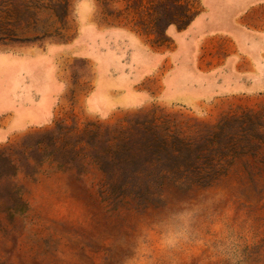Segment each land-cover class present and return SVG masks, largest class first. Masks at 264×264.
<instances>
[{
	"label": "rangeland",
	"instance_id": "1",
	"mask_svg": "<svg viewBox=\"0 0 264 264\" xmlns=\"http://www.w3.org/2000/svg\"><path fill=\"white\" fill-rule=\"evenodd\" d=\"M77 2L0 0V49L69 40ZM199 7L200 0H94L93 18L162 43L166 25H184ZM84 72V62L72 68L74 79ZM60 112L0 142V264H264V95L201 111L152 103L107 116L88 114L75 99ZM220 122L237 131L221 143L248 151L224 156L209 185L169 186L142 201L123 190L126 161L114 168L95 158L112 136L145 148L178 134L203 147ZM168 236L174 245L164 243Z\"/></svg>",
	"mask_w": 264,
	"mask_h": 264
},
{
	"label": "crops",
	"instance_id": "2",
	"mask_svg": "<svg viewBox=\"0 0 264 264\" xmlns=\"http://www.w3.org/2000/svg\"><path fill=\"white\" fill-rule=\"evenodd\" d=\"M93 13L94 0H78L69 40L0 49V142L51 122L75 99L107 116L152 103L201 111L264 95V0H200L184 25H166L162 43L106 29ZM79 62L88 72L74 79Z\"/></svg>",
	"mask_w": 264,
	"mask_h": 264
},
{
	"label": "trees",
	"instance_id": "3",
	"mask_svg": "<svg viewBox=\"0 0 264 264\" xmlns=\"http://www.w3.org/2000/svg\"><path fill=\"white\" fill-rule=\"evenodd\" d=\"M227 126L229 125L225 122L216 124L215 130L204 136L203 147L195 146L191 138L178 134L153 137L145 148L133 147L122 139L116 141V136H112L110 146L99 151L95 158L100 161L99 164L105 158L108 159L114 168L115 161H126L129 165L126 179L130 185L123 190L127 196L149 201L160 198L161 192L169 186L182 188L179 185H209L221 175V169L214 166L220 164L224 156L229 153L235 155L238 150L248 151L233 143H221L222 137L237 132H231L229 128L226 129ZM239 132L244 130L240 129ZM228 139L227 141H232V138ZM215 144L218 145L214 148Z\"/></svg>",
	"mask_w": 264,
	"mask_h": 264
},
{
	"label": "clouds",
	"instance_id": "4",
	"mask_svg": "<svg viewBox=\"0 0 264 264\" xmlns=\"http://www.w3.org/2000/svg\"><path fill=\"white\" fill-rule=\"evenodd\" d=\"M164 243H165L166 245H169V246L174 245V244L176 243V238H175V236H168V237L164 240Z\"/></svg>",
	"mask_w": 264,
	"mask_h": 264
}]
</instances>
